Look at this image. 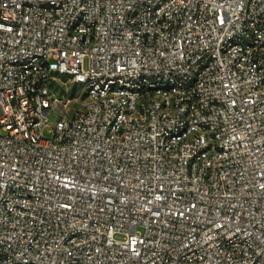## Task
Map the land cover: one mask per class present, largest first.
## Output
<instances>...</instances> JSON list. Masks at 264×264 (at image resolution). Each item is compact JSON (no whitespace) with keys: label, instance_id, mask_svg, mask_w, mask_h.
<instances>
[{"label":"built area","instance_id":"1","mask_svg":"<svg viewBox=\"0 0 264 264\" xmlns=\"http://www.w3.org/2000/svg\"><path fill=\"white\" fill-rule=\"evenodd\" d=\"M0 264H264V0H0Z\"/></svg>","mask_w":264,"mask_h":264},{"label":"rangeland","instance_id":"2","mask_svg":"<svg viewBox=\"0 0 264 264\" xmlns=\"http://www.w3.org/2000/svg\"><path fill=\"white\" fill-rule=\"evenodd\" d=\"M85 68L87 69L88 68V62L86 60L85 62ZM65 83H67V88L63 89V88H60V87H57L56 88V91H58V96L59 98H61L64 102H68V105L70 108H72L75 103H76V97L78 95L77 93V89L75 87H72V83L70 81H65ZM66 109V108H65ZM64 113V110L61 106H56L54 107L50 112H49V119L52 123H56L59 118L63 115ZM115 238L117 240H123L124 237L120 234H117L115 236Z\"/></svg>","mask_w":264,"mask_h":264}]
</instances>
